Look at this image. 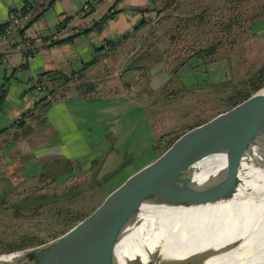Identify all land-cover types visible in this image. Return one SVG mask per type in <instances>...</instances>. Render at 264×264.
<instances>
[{
  "label": "crops",
  "instance_id": "obj_1",
  "mask_svg": "<svg viewBox=\"0 0 264 264\" xmlns=\"http://www.w3.org/2000/svg\"><path fill=\"white\" fill-rule=\"evenodd\" d=\"M24 1L32 5L26 19L0 44V165L17 167L21 176L44 173V179L52 173L54 182L55 172L70 163L89 168L96 161L106 169L120 151L132 157L161 131L155 120L165 93L173 100L181 95L179 88L195 90L200 83L227 77L228 57L193 51L150 66L132 57L115 73L133 53V40L146 24L144 14L181 0H95L83 14V0H0V25ZM65 16L64 27L55 30ZM256 27L258 34L262 26ZM25 39L32 52L15 46ZM37 79L46 80L52 98L29 131L13 137L15 115L29 108L38 112L43 94L33 88Z\"/></svg>",
  "mask_w": 264,
  "mask_h": 264
},
{
  "label": "rangeland",
  "instance_id": "obj_2",
  "mask_svg": "<svg viewBox=\"0 0 264 264\" xmlns=\"http://www.w3.org/2000/svg\"><path fill=\"white\" fill-rule=\"evenodd\" d=\"M153 11L156 13L144 19L145 27L133 40V53L115 73L132 57L140 56L143 65L168 64L186 57L195 48L209 46L213 49L205 52L206 57H228L229 66L227 77L221 82L200 83L195 90L179 88L181 95H174L173 100L165 93L161 103H157L161 106L155 120L159 130L194 114L196 119L216 122L237 106L238 96L247 94L253 83L264 77V69L258 70L264 65V0H181L176 5L169 2L162 12L156 8L148 10ZM257 25L262 28L255 34ZM133 88L134 84L129 86ZM146 145L132 157L128 150L118 152L106 169L105 164L99 168L98 160L89 168L64 165L65 170L53 174L54 182L52 173L44 179L39 178L40 173L24 177L17 167L5 170L0 165V251L21 240L28 244L46 240L66 228L93 208L122 167Z\"/></svg>",
  "mask_w": 264,
  "mask_h": 264
},
{
  "label": "water",
  "instance_id": "obj_3",
  "mask_svg": "<svg viewBox=\"0 0 264 264\" xmlns=\"http://www.w3.org/2000/svg\"><path fill=\"white\" fill-rule=\"evenodd\" d=\"M263 87L264 84L245 93L259 91ZM234 112L236 122L231 125L196 119L195 114L171 123L122 167L118 178L93 208L46 240L0 252L9 255L0 260V264H116L114 247L121 237L120 232L109 227V221L147 197L159 175L165 176L175 188L182 189L164 175L168 171L161 166L190 165L210 154L221 153L226 173L223 175L227 180L237 182V171L241 166L263 169L264 144L259 143L264 140V92L254 93L249 102ZM240 117H247V121L239 124L237 119ZM255 237L257 241L263 239L264 231L254 232V240L248 243L244 242V236L237 234L223 244L181 257L168 255L165 244L159 241L147 247L144 259L136 252L125 251L123 260L125 264H211L208 258L222 256L220 264H234L236 260L229 263L226 260L231 254H224L233 248H237L233 255L235 258L247 251L250 253L252 248L255 250Z\"/></svg>",
  "mask_w": 264,
  "mask_h": 264
},
{
  "label": "bare ground",
  "instance_id": "obj_4",
  "mask_svg": "<svg viewBox=\"0 0 264 264\" xmlns=\"http://www.w3.org/2000/svg\"><path fill=\"white\" fill-rule=\"evenodd\" d=\"M260 91L264 92V88ZM252 98L214 124H235L234 111ZM237 121L245 123L247 117ZM259 144H264V140ZM223 163L224 156L213 153L198 163L161 166L168 171L164 175L182 189L175 188L165 176L159 175L147 197L109 221V227L120 232L121 237L114 247L116 264H125V251L136 252L144 259L147 247L159 241L165 244L168 255L181 257L223 244L237 234L244 236V242L248 243L254 240V232L264 231V166L261 165L263 169L241 166L236 182L224 178ZM256 239L255 250L252 248L250 253L247 251L238 258L233 256L237 248L225 253L231 254L227 262L264 264V238ZM8 256L0 254V260ZM221 257L208 258V263L220 264Z\"/></svg>",
  "mask_w": 264,
  "mask_h": 264
},
{
  "label": "trees",
  "instance_id": "obj_5",
  "mask_svg": "<svg viewBox=\"0 0 264 264\" xmlns=\"http://www.w3.org/2000/svg\"><path fill=\"white\" fill-rule=\"evenodd\" d=\"M32 5L29 4L28 1H24V3L22 4L21 8L19 9L21 13H26L31 9ZM91 9V8H90ZM90 11V10H89ZM88 12V11H87ZM86 13V12H85ZM68 20V16H65L63 17L60 21L57 22V24L55 25L54 29L55 30H59V29H62L65 25V23L67 22ZM2 25H0V28H1ZM73 35V34H72ZM71 36H68L66 38H70ZM53 41V40H52ZM56 41V40H55ZM206 47H198V48H195L193 51V53L195 54H198V55H202L203 53L205 52H210L211 49H213L212 46H209L208 48ZM146 54V53H145ZM141 55V54H140ZM140 57V56H139ZM264 69V65L263 66H260V68H258L259 71L263 70ZM46 74H51L49 71H46L45 72ZM56 78V77H54ZM62 82H65L66 81V78H63L61 79ZM264 84V77H262V79L256 83H253V86H252V89L253 88H256L260 85ZM50 91H52V89H50ZM2 92V90H1ZM53 92V91H52ZM51 92V93H52ZM254 92V91H253ZM252 92L250 93H247L245 95H240L237 97V99L235 100L236 102V105L242 103L243 101H245L251 94ZM1 96V94H0ZM52 97H47L46 95L45 96H42L38 99L37 103H38V112H35V110L32 108L29 109L28 111L24 112V114H22V117L20 119H17L15 120V127L17 128V131L14 132L12 134L13 137H18L19 135H23L25 133H27L29 131V129L31 128V122H33V120L35 119L36 120H39V116H40V112L42 111V109L46 106V104L50 101ZM68 164V163H67ZM67 168H69V166L67 165ZM43 177V174L40 173L39 174V178H42ZM26 201V200H25ZM26 244H28V241L26 240H21V242L19 244H16V245H7L5 246L0 252H5V251H10V250H14V249H17V248H21L23 246H25Z\"/></svg>",
  "mask_w": 264,
  "mask_h": 264
},
{
  "label": "built area",
  "instance_id": "obj_6",
  "mask_svg": "<svg viewBox=\"0 0 264 264\" xmlns=\"http://www.w3.org/2000/svg\"><path fill=\"white\" fill-rule=\"evenodd\" d=\"M95 5V0H83L81 3V6L79 8V14H83L87 11L90 10V8ZM154 13H156L155 11H153L152 13L146 12L144 14V17L146 19H149L150 17H152L154 15ZM27 14L26 13H21L20 10H15L13 12H11L8 17L5 19V21L3 22L1 28H0V44L6 42V40L8 39V37L10 36V34L17 29L19 26L22 25L23 21L26 19ZM15 46L20 48L21 50H27V52H32L33 48L31 46V41L29 39H25L23 41L20 42H16ZM46 80L42 81V80H35L33 83V88L35 89V91L37 92H42L43 96H47V97H52V94L50 91L49 86H46L45 83ZM0 94H1V86H0ZM30 109V108H29ZM29 109H27L26 111H28ZM22 117V114H16L15 115V120L20 119Z\"/></svg>",
  "mask_w": 264,
  "mask_h": 264
}]
</instances>
